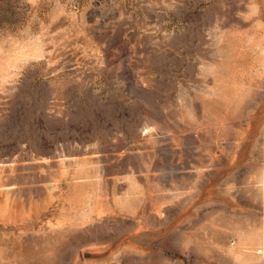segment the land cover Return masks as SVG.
I'll return each mask as SVG.
<instances>
[{
  "label": "rangeland",
  "instance_id": "rangeland-1",
  "mask_svg": "<svg viewBox=\"0 0 264 264\" xmlns=\"http://www.w3.org/2000/svg\"><path fill=\"white\" fill-rule=\"evenodd\" d=\"M0 264H264V0H0Z\"/></svg>",
  "mask_w": 264,
  "mask_h": 264
}]
</instances>
